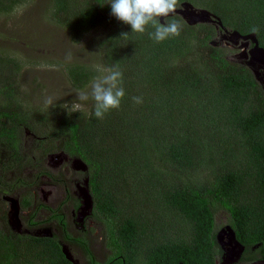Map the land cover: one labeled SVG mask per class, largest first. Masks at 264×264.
Here are the masks:
<instances>
[{
  "label": "trees",
  "instance_id": "trees-1",
  "mask_svg": "<svg viewBox=\"0 0 264 264\" xmlns=\"http://www.w3.org/2000/svg\"><path fill=\"white\" fill-rule=\"evenodd\" d=\"M184 1L206 8L230 29L255 32L264 47V0H179L178 6ZM16 2L0 0V13ZM50 2L51 20L75 39L99 30L89 43L105 66L122 71L126 95L102 120L69 114L60 103L35 111L16 85L22 65L0 48L2 185L32 184L18 173L3 180L31 166L33 159L21 152L24 129L43 141L36 143L42 155L49 139L60 138L86 164L93 213L111 246L128 258L213 264L218 209L229 213L241 241L260 243L264 258V89L251 68L226 59L212 44L215 27L208 23L189 25L174 14L168 20L182 24L180 35L157 43L149 36L153 28L134 33L118 21L110 0ZM65 68L75 88L98 75L80 63ZM136 96L143 102L135 103ZM0 264L71 263L54 240L13 230L0 198Z\"/></svg>",
  "mask_w": 264,
  "mask_h": 264
},
{
  "label": "rangeland",
  "instance_id": "rangeland-1",
  "mask_svg": "<svg viewBox=\"0 0 264 264\" xmlns=\"http://www.w3.org/2000/svg\"><path fill=\"white\" fill-rule=\"evenodd\" d=\"M191 4L196 8L206 9ZM51 12L52 4L50 0H17L8 12L5 14L0 13V48L22 65L17 76L16 85L21 92L22 96H20L23 103L35 111H44L51 108V106H46L43 103L46 96L59 97L54 104H70L76 98L75 92L77 90H84L88 87L90 83L82 88L72 86L66 74L65 67L68 64L80 63L94 70L93 66L95 64H103L99 49L94 44L89 43V38L97 35L99 30L83 33L78 39H75L68 29L51 20ZM211 42L215 46L223 48L224 56L228 61L244 64L245 61H243L242 56L245 55V48L241 45L238 46L220 39L217 32H215ZM22 137L21 152L26 156V160L33 159L28 162L31 166H24L21 170L16 168V171H11L13 173L9 171L7 176L3 178L5 182L10 181L16 173L25 178L26 182L31 179V173L39 175L40 172L42 174L46 172L50 174L51 172L53 176H56L51 179L54 181L53 183H57L55 187L57 193H59L61 186V184H58V180L68 186H75L76 181H79L78 183L82 182L83 175L76 172L77 169L73 167L74 165L80 167L79 163L76 162L77 157H74L62 147V139H49L47 146L49 151L46 150L42 155V151L36 143H43V141H35L36 134L24 129ZM58 160L57 168L52 167V164ZM5 162L6 159H3L4 164ZM1 171L0 168V174H2ZM203 176L204 174L201 178ZM47 181L44 178L38 183L46 191L50 189L44 184ZM79 185L83 186L82 183ZM25 186V184H19L10 187L2 185L0 182V196L6 193L15 197L25 190ZM39 194L42 193L37 192L36 196ZM3 205L6 210H9V207ZM218 218L220 222L225 221L223 214L218 215ZM91 228L94 239L103 230L100 222ZM15 231L20 232V234L26 232L22 228L20 230L15 229ZM62 253L65 255L64 251ZM99 258L101 257L99 256Z\"/></svg>",
  "mask_w": 264,
  "mask_h": 264
},
{
  "label": "flooded vegetation",
  "instance_id": "flooded-vegetation-1",
  "mask_svg": "<svg viewBox=\"0 0 264 264\" xmlns=\"http://www.w3.org/2000/svg\"><path fill=\"white\" fill-rule=\"evenodd\" d=\"M206 23L215 27V32L220 36V39L245 48V55L242 57L243 61H245L244 65H247L250 60V49L254 45L253 42L250 39L244 40L241 38L234 42L230 39L229 27L225 25L221 27L215 22ZM258 44L262 46L259 41ZM249 67L264 89V66L253 62ZM58 164L59 160L53 163L52 167L57 168L56 165ZM73 167L76 169V165ZM76 172L83 175L82 182H80L83 186L79 185V181H76L75 186H68L59 180L58 184H61L59 193L55 191L57 183H53L54 181L52 180L56 176H53L51 172L50 174L43 173L39 176L31 173L29 182H32V184L25 186V190L15 197L10 195L18 202L17 216L19 227L17 230L22 228L26 231L22 234H27L34 238H42V241L54 240L61 251H65L72 259L67 258L71 264H133V262L135 264H143V262L134 261L131 257L128 258L126 253L120 252L111 246L110 238L104 229L94 239L91 227L99 222L101 223V220L96 218L93 213V202L92 204L86 202L85 194L86 192L90 194L87 168L85 170L77 168ZM43 177L48 180L44 182L45 186L50 188L47 191L42 189L41 184H38L41 179H44ZM37 192L42 194L36 196ZM6 196H9V194H2L0 198L3 204L7 208L9 207V210H6L8 220L11 204L5 199ZM24 199L30 200L27 206H24L22 202ZM220 214L225 216L224 222L219 221L218 215ZM214 221L216 245L211 254L213 264H250L257 257H262L259 242L245 243L238 238L236 230L231 224L229 213L226 210L218 209L215 212ZM84 246L90 250L93 260L88 259Z\"/></svg>",
  "mask_w": 264,
  "mask_h": 264
},
{
  "label": "clouds",
  "instance_id": "clouds-1",
  "mask_svg": "<svg viewBox=\"0 0 264 264\" xmlns=\"http://www.w3.org/2000/svg\"><path fill=\"white\" fill-rule=\"evenodd\" d=\"M179 0H110L111 14L125 24L131 26L134 33H145L151 27L150 38L157 43L180 35L182 24L168 17L177 10ZM164 18V23H161ZM123 33L122 36H127ZM99 73L84 90L75 92L76 98L63 104L69 114L86 113L89 117L103 119L111 110L119 109L126 95L123 87V73L118 66H93ZM59 99L56 96H46L43 103L52 106ZM137 104L143 102L142 97L132 98ZM70 105V107H69Z\"/></svg>",
  "mask_w": 264,
  "mask_h": 264
},
{
  "label": "water",
  "instance_id": "water-1",
  "mask_svg": "<svg viewBox=\"0 0 264 264\" xmlns=\"http://www.w3.org/2000/svg\"><path fill=\"white\" fill-rule=\"evenodd\" d=\"M174 14L179 15L189 25H194L197 23L215 22L217 23V25L223 27L221 19L218 16H216L215 14H213L212 12L206 9L196 8L190 2L187 1L181 2ZM161 23H164V18H161ZM229 35H230V39L233 40L234 42H236L240 38L244 40L250 39L253 42L254 45L250 49V60L248 61L247 66L252 65L253 62H257L260 65L262 64L264 66V47L258 44V39L256 37L255 32L242 34L237 30H232L229 32ZM76 162L79 163L80 165V167L77 166L76 169L78 168L85 170L87 168L86 164L81 159H76ZM85 197H86V202L92 204L91 195L86 192ZM5 199L8 200L11 204L10 213L8 216V223L10 227L15 230L19 227V219L17 216L19 209L18 202L15 198L10 196L9 197L6 196ZM65 255L68 259L72 260L66 252ZM250 264H264V258L257 257Z\"/></svg>",
  "mask_w": 264,
  "mask_h": 264
}]
</instances>
